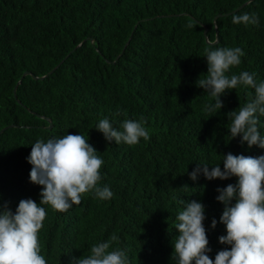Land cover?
<instances>
[{
  "label": "trees",
  "instance_id": "obj_1",
  "mask_svg": "<svg viewBox=\"0 0 264 264\" xmlns=\"http://www.w3.org/2000/svg\"><path fill=\"white\" fill-rule=\"evenodd\" d=\"M244 13L258 23L232 22ZM222 47L245 53L227 75L247 71L264 82V0H0V207L14 213L22 199L40 203L42 187L29 182L31 146L65 135L88 139L104 161L100 186L113 193L103 201L86 193L66 213L41 205L47 264H75L113 234L111 249L124 251L127 264H176V217L191 201L205 209L209 258L229 249L219 243L226 232L217 189L237 178L189 174L264 149L230 134L227 113L254 99V89L226 91L223 107L209 112L215 99L196 86L207 51ZM105 118L117 130L141 121L150 139L109 143L96 130Z\"/></svg>",
  "mask_w": 264,
  "mask_h": 264
},
{
  "label": "clouds",
  "instance_id": "obj_2",
  "mask_svg": "<svg viewBox=\"0 0 264 264\" xmlns=\"http://www.w3.org/2000/svg\"><path fill=\"white\" fill-rule=\"evenodd\" d=\"M232 22L255 25L258 17L254 13H244L234 15ZM244 55L239 47L208 50L207 74L197 80L196 86L215 99L214 105L206 106L209 112L223 107L220 96L226 91L237 87L254 89V99L227 116L231 118L232 139L239 136L240 142L247 143L249 148L255 145L264 149V137L257 128L258 116H264V82L257 83L255 74L247 71L227 75L231 68L241 64ZM96 130L109 143L133 146L141 139H150V132L141 121L125 120L117 130L105 118L99 121ZM27 162L31 165L29 182L43 189L39 194L40 203L22 199L14 213L7 205L0 207V264H47L39 243V232L47 215L41 205L66 213L73 205L80 204L86 193L91 192L102 201L113 196L107 186H100L104 161L81 134L52 138L47 142L37 140L31 146ZM222 162L223 170L217 165L211 167V171L207 165L197 164L189 178L195 181L201 173L206 180L237 178L235 184L217 189V201L224 205L220 223L226 232L219 237V243L229 249L219 251L214 260L209 258L203 224L205 209L201 203L191 201L176 217L178 236L172 252L176 264H264V155L253 158L229 153ZM211 226L215 228V219ZM116 241L118 237L113 234L108 241L93 245L90 254L82 256L75 264H127L124 251L111 249Z\"/></svg>",
  "mask_w": 264,
  "mask_h": 264
},
{
  "label": "water",
  "instance_id": "obj_3",
  "mask_svg": "<svg viewBox=\"0 0 264 264\" xmlns=\"http://www.w3.org/2000/svg\"><path fill=\"white\" fill-rule=\"evenodd\" d=\"M244 6V4L243 5H241L239 8H241V7H243ZM238 9V8H237ZM206 31H207V29L206 28H204V35L206 34Z\"/></svg>",
  "mask_w": 264,
  "mask_h": 264
}]
</instances>
